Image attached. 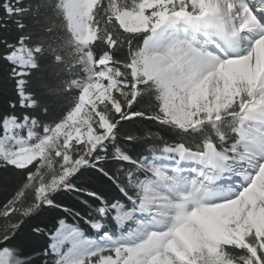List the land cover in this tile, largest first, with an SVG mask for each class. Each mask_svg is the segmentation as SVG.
Wrapping results in <instances>:
<instances>
[{
	"label": "snow or ice",
	"instance_id": "1",
	"mask_svg": "<svg viewBox=\"0 0 264 264\" xmlns=\"http://www.w3.org/2000/svg\"><path fill=\"white\" fill-rule=\"evenodd\" d=\"M0 70V264H264V0H0Z\"/></svg>",
	"mask_w": 264,
	"mask_h": 264
},
{
	"label": "trees",
	"instance_id": "2",
	"mask_svg": "<svg viewBox=\"0 0 264 264\" xmlns=\"http://www.w3.org/2000/svg\"><path fill=\"white\" fill-rule=\"evenodd\" d=\"M51 83L53 86H58L59 82L56 79H53ZM8 91L9 90L7 88V85L5 81L3 80V71L0 70V109H2L4 106L5 95H6V92Z\"/></svg>",
	"mask_w": 264,
	"mask_h": 264
}]
</instances>
